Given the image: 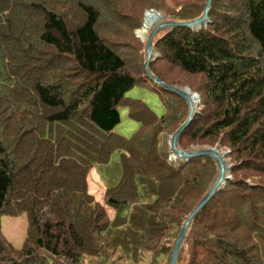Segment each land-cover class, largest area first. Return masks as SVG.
Wrapping results in <instances>:
<instances>
[{
  "label": "trees",
  "instance_id": "16d2710c",
  "mask_svg": "<svg viewBox=\"0 0 264 264\" xmlns=\"http://www.w3.org/2000/svg\"><path fill=\"white\" fill-rule=\"evenodd\" d=\"M205 1L182 0L165 19H197ZM120 2L0 0V220L26 216L20 249L0 232V264H169L216 177L212 159L170 160L161 142L187 119L183 99L155 85L165 109L157 118L124 98L149 80L134 31L164 6L129 0L117 23ZM208 18L198 31L159 32L149 63L162 82L198 95L178 148L217 145L230 167L175 264H264V0H211ZM119 108L139 124L130 139L113 133ZM115 152L119 180L102 206L87 177Z\"/></svg>",
  "mask_w": 264,
  "mask_h": 264
},
{
  "label": "water",
  "instance_id": "95a60500",
  "mask_svg": "<svg viewBox=\"0 0 264 264\" xmlns=\"http://www.w3.org/2000/svg\"><path fill=\"white\" fill-rule=\"evenodd\" d=\"M211 7V0L205 1V8L202 15L194 20L188 22H172V21H165L161 13L150 10L146 11L143 16V25L140 30L135 32V36L142 39L143 33L142 31L145 30L147 26V18L153 17V21L148 25L147 31L144 34L146 38L145 41V62H144V69L147 78L155 83L156 86L166 89L167 91L177 95L181 99H183L189 107L188 117L185 122L176 130V132L169 138L168 140V147L170 157L169 159H177L184 163L188 162L190 159L206 157L212 159L216 166H217V174L215 179L213 180L212 184L210 185L206 194L201 198V200L196 204L193 210L190 212L188 217L186 218L185 222L181 226L179 234L177 236L175 245L172 249L169 264H175L177 256L180 251V247L184 240L185 234L187 232L188 226L191 221L196 217V215L200 212V210L206 205V203L220 190L226 183L227 179H229V172L230 167L227 164L226 160V152H221L218 146L213 148H204V149H194V150H180L177 146L178 139L181 136L183 130L189 125L191 120L193 119L194 114L197 112L195 110L199 99L197 94L192 93L187 87L181 88L177 86H171L162 82L159 78L153 76L149 71V63L153 61L157 55L156 50L152 47L153 40L155 36L165 30H170L176 27H185L192 31H198L205 27L209 23V10ZM150 31L148 37L147 34Z\"/></svg>",
  "mask_w": 264,
  "mask_h": 264
},
{
  "label": "rangeland",
  "instance_id": "374dc122",
  "mask_svg": "<svg viewBox=\"0 0 264 264\" xmlns=\"http://www.w3.org/2000/svg\"><path fill=\"white\" fill-rule=\"evenodd\" d=\"M160 3L164 6L163 11H157L153 10L156 12L161 13L163 16L164 20L168 19L169 13L172 12L177 4L182 3V0H159ZM130 2L129 0H121L119 5L116 7L115 12L113 13L112 19L116 20L118 23L119 21V16L124 14L127 9L130 7ZM166 18V19H165ZM151 19H153L151 17ZM151 21V20H150ZM147 23L149 21L147 20ZM143 25V23H142ZM141 25V26H142ZM140 29V28H139ZM134 31V34L136 31ZM147 31V28L143 30L142 34H145ZM111 34H121L122 33V27L119 28H113L111 29ZM150 31L147 34V37L149 35ZM140 40V39H139ZM146 38L143 40H140L139 48H142L143 45H145ZM132 43V42H131ZM138 52V50H136ZM141 69H137L136 71H140ZM162 70V69H161ZM169 69L168 71H170ZM164 71V70H162ZM199 82V81H197ZM177 86V85H173ZM177 87H187V86H177ZM155 88V83L152 81L148 80L145 85H140L134 87L132 90L127 92L124 96L125 99H130V100H137L140 102H143L145 106L157 117L160 118L164 115L165 109L164 106L162 105L158 95L154 92ZM198 96V95H197ZM199 99V98H198ZM198 109V108H197ZM199 110V109H198ZM119 116H120V122L117 126L114 127L113 133L117 134L118 136L124 138V139H130L133 134L138 130L139 124L133 120H131L128 117V112L126 108H119L118 109ZM169 137L168 136H161V142L163 144H168ZM217 146V145H215ZM204 148H213L211 146H204V147H196V146H191L189 150H194V149H204ZM118 159H119V153L115 152L112 154L109 163L105 167H98L95 166L93 168L87 177V188H88V193L93 196L95 201L97 203H100L103 206V192L106 189V186L108 185V182L112 185L117 183L119 180V172H118ZM104 172L103 177L104 180L101 178L100 174L101 172ZM229 177H230V172H229ZM106 210V213L109 218H113V211L108 208L104 207ZM0 232L3 238L14 248V249H20L24 239H25V233H26V216L24 214L18 216V217H1L0 220ZM145 264V263H144Z\"/></svg>",
  "mask_w": 264,
  "mask_h": 264
},
{
  "label": "bare ground",
  "instance_id": "6f19581e",
  "mask_svg": "<svg viewBox=\"0 0 264 264\" xmlns=\"http://www.w3.org/2000/svg\"><path fill=\"white\" fill-rule=\"evenodd\" d=\"M153 18V17H152ZM147 20L149 21V23H146L147 24V26H146V28L148 27V25L153 21V19H151V17H148L147 18ZM151 20V21H150ZM142 27V26H141ZM141 29V28H140ZM139 29V30H140ZM141 35H142V39H144L145 37H144V34H142V33H140ZM156 52V51H155ZM144 55H145V49H144ZM156 55H157V53H156ZM157 58V57H156ZM155 60V59H154ZM145 62V61H144ZM197 113V112H196ZM195 113V114H196ZM171 160H175V159H171Z\"/></svg>",
  "mask_w": 264,
  "mask_h": 264
}]
</instances>
